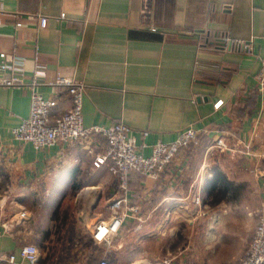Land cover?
<instances>
[{
    "label": "crops",
    "instance_id": "1",
    "mask_svg": "<svg viewBox=\"0 0 264 264\" xmlns=\"http://www.w3.org/2000/svg\"><path fill=\"white\" fill-rule=\"evenodd\" d=\"M0 4L22 20L17 26L16 16L0 14V47L14 45L24 54L28 75L38 60L45 64L48 78L59 73L82 82L85 125L124 122L136 133L138 144L146 143L141 148L144 154L154 143L175 140L187 127L200 129L197 143L181 147L158 176L130 172L128 215L107 245L93 239V224L110 218L112 201L124 189L104 164H92L85 147L99 151L104 138L97 134L90 144L57 141L33 148L11 131L28 115L29 88L1 85L0 264H95L102 255L116 264H146V259L159 261L168 240L172 258L180 257L172 264H235L215 257L196 261L195 247L198 239L203 254L213 251L220 227L214 221L217 212H225L247 186L255 191V199L261 198L254 211L264 205V89L258 82L264 0H0ZM39 14L47 15L44 26L38 24ZM237 39L251 40L253 47L245 49ZM36 90L56 95L52 120L70 102L57 87L39 85ZM220 98L223 103L216 107ZM218 138L225 146L216 143ZM215 147L221 154L217 160L212 157ZM216 168L229 181L226 189L208 181ZM42 183L46 186L39 188ZM68 184L72 186L68 199L73 198L79 212L81 207L86 214L92 211L83 224L86 238L81 242L72 236L58 238L56 260L41 254L36 261L22 258L19 248L24 243H34L39 251L41 231H48L43 246L50 245L53 231H67L63 224L55 228L54 221L62 216V191ZM54 191L58 195L51 198ZM41 203L50 210L47 218L38 220L33 208ZM21 209L26 210L25 217L18 215ZM201 226L204 233L196 236ZM11 253L13 262L7 259Z\"/></svg>",
    "mask_w": 264,
    "mask_h": 264
},
{
    "label": "built area",
    "instance_id": "2",
    "mask_svg": "<svg viewBox=\"0 0 264 264\" xmlns=\"http://www.w3.org/2000/svg\"><path fill=\"white\" fill-rule=\"evenodd\" d=\"M16 16L15 25H20L22 20L18 18L16 11H6L0 4V14ZM63 15V12L60 13ZM38 24L44 26L47 22L46 14L38 15ZM245 49L253 47L251 40L237 39ZM35 58L36 57V54ZM258 82L264 89V53L261 55V66L258 73ZM27 86L30 90V103L28 115L12 127L14 138L29 142L33 148L41 149L51 146L57 141L70 142L75 140L92 142V138L100 134L104 138L102 149L95 151L91 145L85 146L86 151L93 156L92 164L101 166L104 164L111 173L117 175L120 185L124 189L121 195L112 201V215L107 219H99L93 224L92 237L97 241H103L110 245L118 229L128 215L129 197L127 193L129 174L132 171L141 172L152 177L165 168L178 153L181 147L197 142L200 129L187 127L180 132L175 140L169 142H157L151 145V152L144 154L141 148L145 142L138 144L137 135L131 126L124 122H114L109 126L101 124L85 125L82 117V99L84 84L73 76L56 73L52 78L47 77V68L44 63L35 61L31 73L25 72V55L20 53L14 45L0 47V86ZM39 85L57 87L69 96L68 106L61 114L51 119L50 109L57 103L56 95L45 96L36 90ZM223 99H217L215 106L219 107ZM145 134V133H144ZM216 143L225 146L222 138ZM127 206V207H126ZM135 210V206L130 207ZM20 217H25L26 210L18 211ZM22 258L30 261L38 259V247L31 242L24 243L19 248ZM14 254L7 256L10 262L14 260ZM95 264H116L109 257H98ZM155 264H172L170 259L164 258ZM235 264H264V205L258 212L256 224L245 253Z\"/></svg>",
    "mask_w": 264,
    "mask_h": 264
},
{
    "label": "rangeland",
    "instance_id": "3",
    "mask_svg": "<svg viewBox=\"0 0 264 264\" xmlns=\"http://www.w3.org/2000/svg\"><path fill=\"white\" fill-rule=\"evenodd\" d=\"M197 142L190 143L187 146L195 145ZM184 146V147H187ZM218 150H214V153L212 154V157L217 160L220 154V148L215 147ZM40 185V184H37ZM43 188L46 186L42 183V185L39 187ZM72 186L68 184L67 190L62 191V195L64 200L62 201L61 205V217L56 218V221H54L55 228L59 227L60 224L65 225L67 231L64 232H58L53 231L51 233L50 245H42V247L39 246V254L41 256H44L43 258H50L55 259L54 256L57 255L58 252V246L56 241H58V238H68L70 236L74 237V239H77L79 242L83 238H86L85 232L83 229V224L86 223V221L90 218V215L92 214V211H86L81 212L82 207L78 209L77 203H74L73 198H69L72 191ZM58 195L57 191L52 192L51 198H53L55 195ZM44 200V199H41ZM51 201V200H50ZM261 198L258 200L255 199V191L251 186H247L244 188L241 197L238 199L230 200L228 207H226V211L220 213L217 212L215 216V222H220L219 231L216 232L217 238L213 242V251L207 249L206 253L203 254V242L202 240H196V247H195V256L196 261L200 257V260L206 259L207 261L210 260L212 257L218 258L219 260H222L221 262H225L226 259H231L233 261H237L246 250V247L250 241L252 230L256 224L257 221V215L259 212L260 207L254 211L253 205H260ZM51 202H49V205ZM33 210H35V218L36 219H43L48 217L49 213V207L44 206L42 203L39 205L34 206ZM63 213V214H62ZM81 213V214H80ZM59 219V220H58ZM198 222L202 224V221ZM73 228V230H69ZM75 230V231H74ZM203 228L202 226L196 230V236L203 234ZM219 233H221L219 235ZM60 234V235H59ZM201 238H203L201 236ZM182 243L185 245V239L182 241ZM168 246V248H166ZM170 241L168 240L167 245L165 244L164 247L160 250V255H158L157 260L160 259H170L171 261L178 260L180 257H173V254L170 253ZM47 247V248H46ZM168 249V250H167ZM214 253V254H213ZM57 257V256H56ZM41 259V258H40ZM56 260V259H55ZM156 260V259H155ZM153 260H147L146 264H155L156 261ZM206 261V262H207Z\"/></svg>",
    "mask_w": 264,
    "mask_h": 264
},
{
    "label": "trees",
    "instance_id": "4",
    "mask_svg": "<svg viewBox=\"0 0 264 264\" xmlns=\"http://www.w3.org/2000/svg\"><path fill=\"white\" fill-rule=\"evenodd\" d=\"M208 181L211 182L210 185L212 187L219 185L220 188L226 189L229 186V181L225 177V174L219 168L215 169L213 177L209 179ZM47 233L48 231L46 230L41 231V238L39 237V240H38V244L40 247H42L41 244H42L43 238L46 237Z\"/></svg>",
    "mask_w": 264,
    "mask_h": 264
},
{
    "label": "bare ground",
    "instance_id": "5",
    "mask_svg": "<svg viewBox=\"0 0 264 264\" xmlns=\"http://www.w3.org/2000/svg\"><path fill=\"white\" fill-rule=\"evenodd\" d=\"M94 187H90L89 189H93Z\"/></svg>",
    "mask_w": 264,
    "mask_h": 264
},
{
    "label": "water",
    "instance_id": "6",
    "mask_svg": "<svg viewBox=\"0 0 264 264\" xmlns=\"http://www.w3.org/2000/svg\"><path fill=\"white\" fill-rule=\"evenodd\" d=\"M139 264H143V263H139Z\"/></svg>",
    "mask_w": 264,
    "mask_h": 264
}]
</instances>
